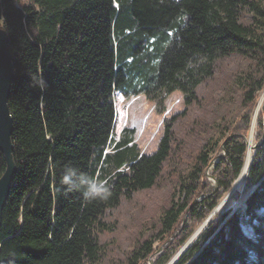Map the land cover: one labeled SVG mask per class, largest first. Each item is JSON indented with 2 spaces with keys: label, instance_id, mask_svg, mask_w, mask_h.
I'll return each instance as SVG.
<instances>
[{
  "label": "trees",
  "instance_id": "16d2710c",
  "mask_svg": "<svg viewBox=\"0 0 264 264\" xmlns=\"http://www.w3.org/2000/svg\"><path fill=\"white\" fill-rule=\"evenodd\" d=\"M20 1L0 0L17 164L0 264H166L200 227L174 264H264V108L250 154L247 142L264 90V0ZM175 91L185 107L164 118L154 152L140 153L133 129L114 138L116 93L164 114ZM227 97L240 104L234 117ZM68 164L72 191L61 182ZM90 178L108 184L107 200L83 198ZM159 185L175 191L120 248L142 226L134 200Z\"/></svg>",
  "mask_w": 264,
  "mask_h": 264
},
{
  "label": "rangeland",
  "instance_id": "374dc122",
  "mask_svg": "<svg viewBox=\"0 0 264 264\" xmlns=\"http://www.w3.org/2000/svg\"><path fill=\"white\" fill-rule=\"evenodd\" d=\"M29 0H21L20 4L27 3ZM237 62H232L230 67H235ZM264 95V90H262L258 95L257 105L255 108V112L252 116V127L250 130V136L247 138V142L253 147L255 146V127L257 123V118L260 112H262L264 108V99L262 101V106L260 111L258 112V104L259 99L261 95ZM230 102V104H228ZM115 103H116V120L114 124V138L116 140L120 139L121 134L125 129H133L134 130V142L138 145L140 153H152L156 150L157 144L162 136L163 133V122L164 118L168 117L174 113L180 112L184 109V99L183 94L179 91H175L169 95H167L165 104H166V112L164 114H159L156 109L155 102H152L148 100L144 95H137V96H130L126 97L121 95L120 93L115 94ZM223 106H226V110L223 108V112L226 111L227 114H230V116H233L241 111L240 104L238 100H229V97H227V100L225 99L223 102ZM214 111L211 112V118L209 115H207V118L212 119L214 118L215 114L218 112L216 109H213ZM220 110V108L218 109ZM208 119V120H209ZM215 137H218L217 134L214 135ZM249 160V159H248ZM209 180H212L215 182L214 178L211 176L208 177ZM241 181L240 178L237 181L235 188H237L240 185ZM169 187H166L164 185H159L154 188H152L149 191H146L136 197L132 204V215L139 214V217L142 216V226L140 229L137 230V232H127L123 233L119 239L120 241V248L122 249H129L131 245L133 244V241H136L137 239L141 238L140 231H148L149 224H151L154 220L157 219V216L160 214V210L157 212V208L159 205L163 203V200L165 198H168L169 195H172L174 193V188L171 185H168ZM225 207H235V202H227V198L224 201ZM218 210L215 209L216 212ZM213 212V214L215 213ZM212 214V215H213ZM131 215V216H132ZM126 219V216H125ZM246 228V227H245ZM202 229L200 227L194 237L199 233V231ZM139 232V233H138ZM193 237V236H192ZM193 237V238H194ZM193 238L190 239V241L193 240ZM189 241V242H190ZM188 242V243H189ZM160 240L155 241V249L156 254L158 255L161 251L159 249ZM184 245L180 251L175 253L173 257L166 263V264H174L176 260L178 259L180 253L186 248L188 245ZM121 249V250H122ZM153 262V258L151 259ZM148 264H151L149 261Z\"/></svg>",
  "mask_w": 264,
  "mask_h": 264
},
{
  "label": "water",
  "instance_id": "95a60500",
  "mask_svg": "<svg viewBox=\"0 0 264 264\" xmlns=\"http://www.w3.org/2000/svg\"><path fill=\"white\" fill-rule=\"evenodd\" d=\"M13 80L14 62L9 36L7 31L3 27H0V152L3 154L6 162V169L0 176V226L2 224L3 210L17 172L13 143L14 118L9 105ZM248 145L250 154L253 145L249 141ZM246 172L242 173L240 181H242ZM150 262L153 264L152 260Z\"/></svg>",
  "mask_w": 264,
  "mask_h": 264
},
{
  "label": "clouds",
  "instance_id": "9594fccd",
  "mask_svg": "<svg viewBox=\"0 0 264 264\" xmlns=\"http://www.w3.org/2000/svg\"><path fill=\"white\" fill-rule=\"evenodd\" d=\"M34 86L39 85L41 88L45 86L44 77L41 75L33 76ZM66 172L62 176V184L67 185L68 191H72L73 176H75L77 168L71 164L65 165ZM85 185L84 190L81 192L85 200H93L99 198L101 200H107L111 195L110 188L106 182L99 181L97 178L85 179L82 181Z\"/></svg>",
  "mask_w": 264,
  "mask_h": 264
},
{
  "label": "bare ground",
  "instance_id": "6f19581e",
  "mask_svg": "<svg viewBox=\"0 0 264 264\" xmlns=\"http://www.w3.org/2000/svg\"><path fill=\"white\" fill-rule=\"evenodd\" d=\"M263 99H264V95L262 94L261 97H260V99H259V104H258V109H257L258 112L260 111L261 106H262V104H263V103H262ZM248 164H249V162L247 161L246 164H245V167H244L243 173L246 172V169H247Z\"/></svg>",
  "mask_w": 264,
  "mask_h": 264
}]
</instances>
